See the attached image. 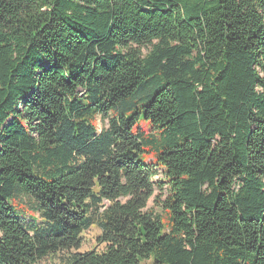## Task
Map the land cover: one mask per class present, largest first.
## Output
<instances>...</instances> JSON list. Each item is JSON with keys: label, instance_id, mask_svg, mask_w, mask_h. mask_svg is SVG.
<instances>
[{"label": "trees", "instance_id": "trees-1", "mask_svg": "<svg viewBox=\"0 0 264 264\" xmlns=\"http://www.w3.org/2000/svg\"><path fill=\"white\" fill-rule=\"evenodd\" d=\"M58 251L264 264V0H0V264Z\"/></svg>", "mask_w": 264, "mask_h": 264}, {"label": "rangeland", "instance_id": "rangeland-1", "mask_svg": "<svg viewBox=\"0 0 264 264\" xmlns=\"http://www.w3.org/2000/svg\"><path fill=\"white\" fill-rule=\"evenodd\" d=\"M107 123L106 120L98 117L97 118V127L100 129L103 125ZM151 128V127H150ZM156 178H161V175H158ZM155 191H157V188H155ZM16 204V203H15ZM152 204V201L150 199L148 206ZM17 208H20V204H17ZM158 212H161V209H157ZM19 212V211H18ZM21 221L23 224H26L27 227H29L30 232L32 233H40L43 229H46V223L42 220L41 215L36 212L34 215L29 216L25 215L21 217ZM162 221L164 225L169 224V218L166 216H163ZM36 223L41 225L40 227L36 226ZM100 234V229L97 227V225L93 224L89 228L85 229L81 236H82V242L78 249H72L71 251H87L91 249H97L101 250L103 248V245L99 244L97 242V237ZM67 256L66 251H58L56 253L50 254L47 257H45L41 264H63L65 257ZM143 264H151L150 261H145Z\"/></svg>", "mask_w": 264, "mask_h": 264}]
</instances>
